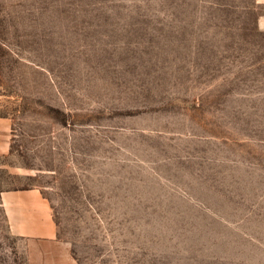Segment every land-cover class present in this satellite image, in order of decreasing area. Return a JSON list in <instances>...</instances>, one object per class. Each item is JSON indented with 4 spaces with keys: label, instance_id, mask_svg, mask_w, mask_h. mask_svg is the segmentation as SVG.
Wrapping results in <instances>:
<instances>
[{
    "label": "rangeland",
    "instance_id": "1",
    "mask_svg": "<svg viewBox=\"0 0 264 264\" xmlns=\"http://www.w3.org/2000/svg\"><path fill=\"white\" fill-rule=\"evenodd\" d=\"M259 15L0 0V193L38 189L75 264H264ZM0 264H28L1 208Z\"/></svg>",
    "mask_w": 264,
    "mask_h": 264
},
{
    "label": "crops",
    "instance_id": "2",
    "mask_svg": "<svg viewBox=\"0 0 264 264\" xmlns=\"http://www.w3.org/2000/svg\"><path fill=\"white\" fill-rule=\"evenodd\" d=\"M254 3L264 6V0ZM257 24L264 29V15H259ZM0 208L10 234L27 241L28 264H75L67 247L57 240L49 204L38 189L4 191Z\"/></svg>",
    "mask_w": 264,
    "mask_h": 264
}]
</instances>
